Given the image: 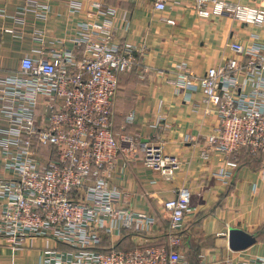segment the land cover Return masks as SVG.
<instances>
[{
  "label": "built area",
  "instance_id": "built-area-1",
  "mask_svg": "<svg viewBox=\"0 0 264 264\" xmlns=\"http://www.w3.org/2000/svg\"><path fill=\"white\" fill-rule=\"evenodd\" d=\"M192 1L199 17L264 24V8L226 0ZM153 5L163 11L166 0H154ZM29 6L38 18H47L49 0ZM69 7L79 13L82 1H72ZM92 7V15L77 22L76 47L38 50L39 58L26 56L18 72L0 76V122L5 123L0 125V244L20 248L25 240L41 237L70 247L61 251L48 245L42 264H187L177 247L179 233L194 211L190 192L180 188L176 198L163 202L167 245H157L142 242L155 217L129 208L110 182L120 155L132 163L141 160L166 181L181 162L165 154L162 143L141 146L137 136L113 132L118 75L132 67L134 49L126 45L120 53L114 45L116 8L102 2ZM228 46L232 55L201 77L179 62L171 83L176 93L186 95L201 87L204 114L217 117L205 137L212 151L229 158L245 149L264 159V43L232 41ZM77 48L82 49L80 58ZM138 51L144 53L145 45ZM200 156L207 158L208 153ZM125 231L139 240L132 249L117 250L115 242ZM106 239L110 246L103 251L99 246ZM200 264H264V258L200 255Z\"/></svg>",
  "mask_w": 264,
  "mask_h": 264
},
{
  "label": "crops",
  "instance_id": "crops-1",
  "mask_svg": "<svg viewBox=\"0 0 264 264\" xmlns=\"http://www.w3.org/2000/svg\"><path fill=\"white\" fill-rule=\"evenodd\" d=\"M34 1L44 2L0 0V76L18 72L26 56L39 58L38 50L76 47L73 40L77 22L92 15L95 2L117 9L113 42L120 53L125 52L126 45L132 46L134 62L130 70L118 75L111 128L115 133L137 136L141 146L162 143L164 153L181 162L172 179L166 181L158 172L143 166L141 160L128 162L122 155L117 160L110 182L122 192L123 203L156 219L153 229L142 235V242L167 245L168 216L162 204L185 188L190 192L194 211L179 233L181 243L177 249L187 264H200V255L212 259L240 254L264 258L263 156L237 154L226 158L212 151L205 137L212 133L217 117L212 112L204 114L201 87L186 95L188 92L176 93L171 83L179 62H185L195 76L201 77L232 55L230 42L264 43V24H244L213 15L199 17L192 0H166L163 11L154 8V0H81L83 8L79 13L71 12L69 7L76 0H49L48 16L40 19L29 6ZM226 1L264 8V0ZM142 45L144 53L138 51ZM76 51L80 58L82 49ZM131 114L133 119L129 121ZM0 125L5 123L1 121ZM202 151L208 153L207 158L200 156ZM1 159L0 154V175ZM229 228L253 235L255 242L244 250H231ZM138 240L131 235L122 244L134 247ZM48 245L61 251L70 249L41 237L25 240L20 248L3 243L0 264H42L43 250ZM109 246L107 239L101 245Z\"/></svg>",
  "mask_w": 264,
  "mask_h": 264
},
{
  "label": "water",
  "instance_id": "water-1",
  "mask_svg": "<svg viewBox=\"0 0 264 264\" xmlns=\"http://www.w3.org/2000/svg\"><path fill=\"white\" fill-rule=\"evenodd\" d=\"M255 242L253 235L237 228H229L228 243L229 248L234 251H241L248 248Z\"/></svg>",
  "mask_w": 264,
  "mask_h": 264
},
{
  "label": "trees",
  "instance_id": "trees-1",
  "mask_svg": "<svg viewBox=\"0 0 264 264\" xmlns=\"http://www.w3.org/2000/svg\"><path fill=\"white\" fill-rule=\"evenodd\" d=\"M238 154H244V155H246L247 157H255V156H251V155H249L248 152H247V150H245V149L241 150V152L238 153ZM257 156H259V155H257ZM128 236H129V237L131 236L129 231H125V232H123V235L121 236V238H119V239L115 242V249H117V250H129V249H132V248H133L132 246H126V244H122L123 240H126L127 238H129ZM130 243H131V242H130ZM130 243H128V244H130ZM130 245H131V244H130ZM159 245H160V244H159ZM101 248H102V247L99 246V249H101ZM102 250H103V251H108L109 248L104 247V248H102Z\"/></svg>",
  "mask_w": 264,
  "mask_h": 264
}]
</instances>
